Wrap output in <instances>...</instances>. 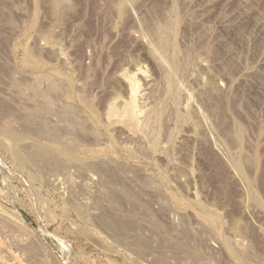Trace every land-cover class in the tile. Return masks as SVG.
<instances>
[{"label":"rangeland","instance_id":"rangeland-1","mask_svg":"<svg viewBox=\"0 0 264 264\" xmlns=\"http://www.w3.org/2000/svg\"><path fill=\"white\" fill-rule=\"evenodd\" d=\"M0 264H264V0H0Z\"/></svg>","mask_w":264,"mask_h":264},{"label":"bare ground","instance_id":"bare-ground-1","mask_svg":"<svg viewBox=\"0 0 264 264\" xmlns=\"http://www.w3.org/2000/svg\"><path fill=\"white\" fill-rule=\"evenodd\" d=\"M140 71H141V69L138 70V72H140ZM135 76H136V73L133 74L132 76H128L127 77V79H128V82L127 83L129 85V100L127 102H124V104H125L124 105V113H125V116L131 122H136V120L138 119L139 112H140L139 109H141V107L138 108L139 105H137V98H138V95H140L139 94V89H140V83H139V81L140 80L139 81L136 80L135 79ZM115 110L117 111L116 108H113L112 107L111 112H114ZM138 123H139V121H138ZM137 128H138V126H137ZM101 168H103V167H101ZM101 168H99V171H100ZM105 224H106L107 228H110L114 232L116 231V233H117V230H121L122 231L124 228L126 229V225L124 227V225H123V223L121 221H119L117 219H113V218L111 220L110 219H105Z\"/></svg>","mask_w":264,"mask_h":264}]
</instances>
